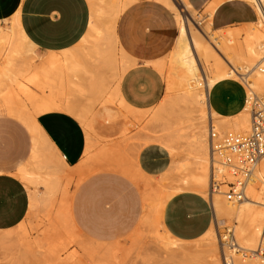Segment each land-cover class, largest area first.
<instances>
[{"label": "bare ground", "instance_id": "bare-ground-1", "mask_svg": "<svg viewBox=\"0 0 264 264\" xmlns=\"http://www.w3.org/2000/svg\"><path fill=\"white\" fill-rule=\"evenodd\" d=\"M86 1L90 20L79 44L91 46L86 55L88 63L79 58L83 50L80 45L51 53L35 63L36 44L20 26V8L0 26V108L14 116L30 138L27 155L21 158L15 171L29 188L28 213L51 206L57 195L64 200L66 182L71 175L81 176L92 163L110 155L112 150L107 145L95 148L97 122L111 124L122 115L137 117L149 113L152 134L141 137L134 148L135 154L142 147L156 143L171 155L168 167L157 175L146 173L135 159L131 165L145 190L141 194L140 218L153 241L164 247L176 244L177 240L163 221L165 210L176 194L190 193L204 199L211 214L199 236L208 247L206 263L219 264L218 243L224 264H264L261 233L264 156L257 165L259 182H246L244 197L228 201L223 198L224 187L232 176L220 163L211 161L208 146L209 127L219 139L228 133L248 131L249 115L256 100L264 94L257 93L264 90V0H246L256 10L258 20L250 25L255 28L253 32L247 31L240 43L237 30L210 27L209 14L221 0L211 1L203 11L204 17L195 12L192 0H155L172 15L164 42L168 49L152 62L164 79L165 91L158 103L142 109L128 102L119 87L123 75L135 62L124 51L122 36L117 30L119 18L140 0ZM191 20L193 27L189 25ZM64 65L69 66L71 73L80 75V80L72 81L67 88L61 77ZM224 78L240 79L247 87L244 108L232 117L218 116L207 101L209 88ZM28 82H38L41 94L31 92ZM67 91L69 96L65 97ZM76 94L85 101L75 102ZM49 110L72 114L84 129V153L73 166L64 162L36 123V115ZM212 178L219 185L214 190L210 188ZM62 214L68 219L67 210ZM228 222H231L229 227ZM223 225L225 231H232L233 242H227V232L220 234L219 228ZM0 246L9 257V264H32L23 221L15 229L0 234ZM189 257L190 264H199L200 260L193 262Z\"/></svg>", "mask_w": 264, "mask_h": 264}, {"label": "rangeland", "instance_id": "rangeland-1", "mask_svg": "<svg viewBox=\"0 0 264 264\" xmlns=\"http://www.w3.org/2000/svg\"><path fill=\"white\" fill-rule=\"evenodd\" d=\"M87 5L90 10L88 2ZM194 8L195 12L204 17L200 7ZM79 10V6L76 8L68 4L67 11ZM201 21L203 24L204 18ZM189 25L193 27L194 21L191 20ZM233 29L238 31L237 40L240 43L246 32H253L255 28L248 26ZM213 35H217V32H213ZM79 45L83 49L79 52V58L86 63L90 62L86 55L91 46ZM69 69L66 65L61 67L65 88L70 87L72 81L80 80V75L71 73ZM37 84L38 82H28L27 87L34 94H41ZM243 85L247 91L244 83ZM263 92L264 90L257 91L258 94ZM67 95L69 96L68 91L65 92V97ZM74 100L78 104L85 101L84 97L77 94ZM149 117V113L137 117L126 114L116 118L111 124L96 123L95 148L107 145L112 151L107 158L92 163L81 176L74 174L67 179V196L64 200L57 195L51 206L27 213L23 229L33 255L30 263L190 264V256L189 258L194 259L193 262L200 260L199 264H208L205 253L208 247L199 239L200 232L211 218L204 199L183 193L176 194L167 204L163 221L177 240L174 245L164 247L156 244L141 222V194L145 190L142 180L131 165L134 159L138 161L141 149L135 154L134 148L141 142V137L152 134V128L148 124ZM250 118L249 115V122ZM0 119L16 120L3 108H0ZM142 159L143 168L155 172L167 162V153L148 148L144 150ZM64 207L68 212V219L63 217L62 213L66 211ZM227 226H231V222ZM219 230L220 234L226 233V226H221ZM217 251L219 264H224L218 243ZM4 260H0V264Z\"/></svg>", "mask_w": 264, "mask_h": 264}, {"label": "crops", "instance_id": "crops-1", "mask_svg": "<svg viewBox=\"0 0 264 264\" xmlns=\"http://www.w3.org/2000/svg\"><path fill=\"white\" fill-rule=\"evenodd\" d=\"M211 1L192 0L201 11ZM69 3L76 8L79 6L80 10L67 11ZM18 8L21 10L20 26L36 44L34 53L38 58H35V63L51 53L58 54L63 49L79 46L90 20L86 0H0V26ZM171 16V12L161 3L140 0L133 3L117 23L124 51L135 62L123 75L119 87L135 108L142 109L158 103L164 95V79L154 69L152 62L168 49L164 42ZM208 18L211 29L217 30L254 25L258 14L246 0H221ZM207 101L218 116L232 117L243 110L246 90L243 83L236 79H220L209 88ZM35 119L64 162L69 166L77 164L85 148V133L81 123L72 114L59 110L42 112ZM29 139L28 131L17 120L0 119V234L15 229L28 213L29 188L15 171L21 158L27 155ZM148 148L167 153V162L155 172L142 166L143 152ZM170 161L171 155L156 143L142 147L138 158L139 166L151 175L162 173ZM0 260H4L3 264H9V257L1 246Z\"/></svg>", "mask_w": 264, "mask_h": 264}, {"label": "built area", "instance_id": "built-area-1", "mask_svg": "<svg viewBox=\"0 0 264 264\" xmlns=\"http://www.w3.org/2000/svg\"><path fill=\"white\" fill-rule=\"evenodd\" d=\"M260 98L254 104L248 131L228 133L219 139L212 127L208 129L211 161L220 163L232 176L231 180L225 181L227 189L224 197L228 201L241 200L245 195L246 182L259 180L257 165L264 156V94ZM216 187H219L218 182L212 178L210 188L214 190ZM261 233L264 236V223ZM227 242H233L232 231L227 232Z\"/></svg>", "mask_w": 264, "mask_h": 264}]
</instances>
